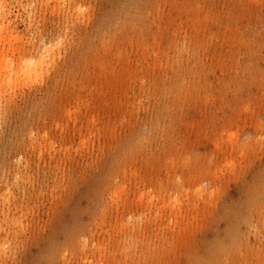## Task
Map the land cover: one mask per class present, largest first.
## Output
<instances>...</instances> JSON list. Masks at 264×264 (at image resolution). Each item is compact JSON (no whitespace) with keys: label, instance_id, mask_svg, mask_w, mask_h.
I'll list each match as a JSON object with an SVG mask.
<instances>
[{"label":"rangeland","instance_id":"obj_1","mask_svg":"<svg viewBox=\"0 0 264 264\" xmlns=\"http://www.w3.org/2000/svg\"><path fill=\"white\" fill-rule=\"evenodd\" d=\"M235 1L238 0H0V26L5 28L2 35L8 39L16 37V41L0 43V50L11 61L10 69L16 70L17 63L23 64L25 59L45 57L43 80L13 76L10 86L0 80V160L8 148L9 153L18 152L11 151V145L18 143L22 131L36 132L41 117L46 123L51 122L56 107L71 106L76 95L88 104V112L83 108L81 111L94 117L92 127L109 124L110 131L113 126L111 134L101 133L95 138L90 153L73 152L74 162L61 166L63 186L54 199L49 197L52 175L37 173L32 167L31 181L35 187L42 186V194L38 191L37 198L23 205L19 202L10 210L8 203L0 202V241L6 239L7 243V253L0 254V264H86L87 259L94 261L98 256L91 249L97 242L113 252V260L127 246L134 264L137 259L142 260L146 248L160 249L161 233L172 247L161 264H264V142L253 144V140L264 138V44L251 45L260 56L259 66L244 64L245 44L251 43L249 35L264 34V0H251L249 5L245 0L249 8L244 11L242 7L236 15V25L229 27L225 20L217 27V16L211 13L217 14L216 10L221 9L224 13L220 16L229 19ZM52 41L58 43L55 48ZM10 44L14 45L13 52H7ZM179 44L185 50L178 56L175 48ZM46 45L56 49L55 59L45 51ZM145 46L151 52L149 58L147 53L141 61L136 55ZM18 48H22V53ZM193 48L194 51L189 50ZM153 51L162 53V57L157 66L149 67V72L143 71L147 74L140 83L135 79L141 76L139 61L151 64ZM99 60L106 68L104 76L96 74L95 63ZM125 61L131 68L139 69L137 74L134 70L120 77L110 71L112 66L120 68ZM179 64L192 69V86L181 89L174 98L166 97L167 116L158 123L160 128L164 124V130L149 138L154 108L164 104L161 91L170 85L173 69ZM111 80L115 85L108 83ZM238 80L241 82L237 83ZM137 84L149 88L143 91ZM112 97L129 102L122 105L119 115L116 109L109 108ZM134 101L141 102L132 106ZM227 138L234 143L247 140L253 149L231 151V145L225 142ZM213 141H220L218 151ZM77 142V136L70 140L71 153ZM167 153L176 155L175 158H189L188 168L177 165L167 172L162 166ZM229 157L233 165L224 168ZM145 160L152 167L150 163L144 165ZM207 163L209 168L205 167ZM121 166L138 175L137 182L130 183L133 187L129 184V198L136 190H152L153 183L159 180L157 183L165 186V180L173 175L181 184L182 200L202 202L198 213L202 211L196 216L193 211L186 212L178 218L184 232H175L178 221L174 223L165 214L155 223L140 224L143 229L133 236L130 229L120 228L119 224L131 221L132 215L139 213L145 220L150 212L142 206L132 210V214L126 208L114 212L103 190L106 180ZM213 168L222 169L216 172L218 177L211 175L216 171ZM5 169L1 170L7 173ZM131 177L127 173L125 179ZM164 186L166 195L176 192L172 184ZM198 186L206 192L215 190L211 202L193 199ZM188 213H193V217ZM11 220H19L20 226L16 227ZM137 235L142 242L132 244ZM77 237L85 242L83 251L75 244ZM117 261L113 264H131Z\"/></svg>","mask_w":264,"mask_h":264},{"label":"bare ground","instance_id":"obj_2","mask_svg":"<svg viewBox=\"0 0 264 264\" xmlns=\"http://www.w3.org/2000/svg\"><path fill=\"white\" fill-rule=\"evenodd\" d=\"M244 1L245 0L235 1L236 7H234L232 9L233 10V14L229 15V19H226L227 16H226V18H224L225 16L223 18L221 17L222 15L220 16V14L224 13V11L221 10V9H220V11L216 10L217 14L211 13V15H214L215 17L217 16L216 20H214L217 23L215 25H217V27H219L220 25H222V22L225 21V20L228 22V26L229 27H233L234 25H236V22H237L236 21L237 20L236 19V15L238 13H240L242 7L243 6L245 7L244 11L247 10V8H249L248 6H246L244 4ZM246 1H247V5H249V2L251 0H246ZM253 1L255 2V0H253ZM238 2H239V4H238ZM237 4L239 6H237ZM135 14H138V13H135ZM132 18H135V17H132ZM203 21L205 22V18L203 19ZM206 21H208V20H206ZM3 28L4 27L0 26V43L3 42V41L4 42L5 41L11 42V40L16 41V37L12 36L13 37L12 38L10 36L9 39H11V40H9L6 35H2ZM4 30H5V28H4ZM256 36L258 37L257 38V40H258L257 42H256V40L254 41ZM249 38H250L251 43H246L245 44V48H244V53L246 54V59L244 61V64H245L246 67H248V65L252 64L255 68H257L259 66L258 65V61L260 59V56L258 57L256 52L254 50H252L251 45H252V43L253 44H256V43L264 44V34L263 35H255L253 33V34L249 35ZM53 41H54V39H53ZM53 41H52V45L55 48V46H57L58 43H57V41L53 43ZM13 46L14 45L9 46L7 52L8 51L13 52V50H14ZM46 46H45V49H46L45 51H47L48 54L52 53L53 57H54V53H55V57H56V55H57L56 54L57 53L56 49L54 51V48H52L53 46H47V47ZM146 48H147V46L142 48L141 51H139L138 55H136V57L138 56L137 57L138 59L141 58V61L143 60L142 59L143 55L145 56V54L147 55V53H149L148 56H147L149 58L151 50L150 49L147 50ZM175 49H176V52L178 53V56L181 55L183 53V51L185 50V48H183V46L181 44H179ZM23 50H24V48H23ZM189 50L194 51L195 48H193V50L192 49H189ZM18 51L20 53H22V48H20V49L18 48ZM153 52H154V53H152L153 60L150 58L153 62L149 61V62H151V64L148 63V61L146 62V60H145L146 57L144 59L145 62L144 61L143 62L139 61L140 62L139 65L141 67L140 71H139V69L131 68L130 66H128V64L126 62L127 60L123 63L125 65L122 64L120 66V68H116V67L112 66L110 71L111 72H115L116 75L119 74L120 77L123 74H124V77H125L128 74H130V72H132L134 70H135L136 74L139 71L138 73H140L141 76L139 77V75H137V77H139V79L136 76H135L136 77L135 79L140 82L142 79L144 80L146 78V77H144V75L147 74V73H143V71L145 70V72H146L149 69L150 66H157V62L160 60L159 57H162L161 56L162 55L161 52H160L161 55L156 53L155 51H153ZM6 55H7L6 52H4L3 50H0V80L4 79L3 82L6 85L10 86L11 81L13 80L12 79L13 76H14V79H17L18 77L20 78V76H25V77L30 78L31 80H32V78H34L33 81H39V80L41 81V80H43L44 71H43L42 68H44V67H42V65H43L45 57H40V58H38V60H36L37 58L35 60L32 59L34 61L25 59L23 64L21 63V61H20L19 64L16 61L15 63H17V65H19V67H17V69H16L13 66V69H16V70H12V69H10V64H11L10 62L11 61L9 62V60H7ZM116 55H117L116 58L118 59L119 56H118L117 53H116ZM50 56H51V54H50ZM55 57H54V59H55ZM54 59H53V61H54ZM119 60H120V58H119ZM95 65H96L95 68H96V70L98 72L96 74H98L99 76H104L105 72H106V68L103 65V61L100 62V60H99L98 62L95 63ZM173 70H174V75H173V79H172L170 85L165 87V88H163L162 91H161V99L163 100L164 104L163 105H158V106L156 105L155 108H154V112H153V116L154 117L150 121L151 124H150V130H149V135H148L149 138L150 137L152 138V135H154V134H155L154 137H156V134L159 131L164 130V128H163L164 124H162L163 126H162V128H160L158 123H159L160 120H162V122H164L163 120L167 116V114H166V112H167V110H166V107H167L166 106V104H167L166 97H170L171 96V97L174 98V97L178 96V94H179L181 89H183V88H186V89L188 88L189 89L192 86V84H191V81H192L191 80L192 69H189L187 67L181 66L179 64L177 66V68H175ZM148 72H149V70H148ZM52 79H54V78H52ZM55 79L57 80V78H55ZM50 82H51V80H50ZM50 82H48V83H50ZM238 82H241V80H238L237 83ZM108 83L115 85V81L114 80L108 81ZM51 84H52L51 86H54L53 84H55V83L52 82ZM139 87H142L143 91H144V88H146V87L149 88V85L146 86V87L145 86L143 87L141 85ZM147 88H146V91H147ZM72 90H74V89L72 88ZM74 99L75 100H74L73 104L71 106H69V107H64V106H63V108L56 107L57 108V109L55 108L56 111L53 110L54 111V113H53L54 116H52V119H50L51 122H49V120H48L49 123H46L45 120L43 119L44 117L43 118L42 117L39 118L37 122L39 123V120L41 119L40 120L41 123L38 125L37 122H36V124H37L36 127L39 126V128L37 127V131L36 132H32V131H29V130H27V132H25V130L22 131L23 135L19 138V141L17 140L18 143L16 141H14V143H12V144H15V142H16V145H11V147L14 146L11 151H18V152H15V154L9 153L8 152L9 148H8L6 154L3 157V159L0 160V163H2V165L0 166V202L8 203L10 205V207H8V210H10L14 206L17 207V203H19V202H21V204H22L23 202H27V201H30L32 199L37 198L38 196L36 197V194L38 193V191H39V195L42 194V189H40L42 186L39 184L38 187H35L34 186L35 184H33V180L31 181L32 176L29 174L30 168H32V167L35 168L36 171H38L37 173H39V171H41L43 174L44 173H48V174L52 175L51 176V178H52V182H51L52 191L50 190L51 194H50L49 197L54 199L56 197V192L59 189H61L62 186H63V178H64L63 176L64 175L61 173L62 172L61 171L62 170L61 166L65 162L66 163H70V162L73 163L74 162L75 158H74V153L73 152L80 151V152L88 153V151L90 149H92V147L94 145L95 138H99L101 133H102V136H106L107 133L111 134L113 132V126H112V130H110V131L108 130V125L109 124L102 125L100 128L92 127L91 126L92 125V119H94V117L91 118V115H89L87 113L88 112V104L84 103V101L81 99L80 95H76ZM110 100L111 101L108 104L109 108L110 109H116L115 112L117 111L118 115H119V113L121 114L122 105L123 104H126V105L129 104V102H127V101L123 102V101H121V99L118 100V98H117V101H116V98H114V97H112ZM140 102L141 101H138V102L135 103V101H134V102H131V105L132 106L138 105V103H140ZM156 102H158V101H156ZM99 104L104 106L105 102H99ZM81 108H83V110H86L87 112L86 113L85 112L82 113L83 111H81ZM29 129H30V127H29ZM256 129H258V126H257ZM31 130H32V128H31ZM75 136L78 137V142H77L76 148H74V150L71 153L70 149H72V146L70 144V140L73 137H75ZM221 137H223V136H221ZM215 139H213V140H215ZM213 142L214 143L216 142L215 143L216 147H214V148H217L216 150L218 151V149H219L218 147L219 146L221 147L220 141L219 142L213 141ZM225 142H227V144L229 143L231 145V146L229 145L230 146V150L234 151L236 153L242 152L246 148L249 151L253 149L252 146L249 145L247 140L245 142H242V143H234V141H232V139H228L227 138L225 140ZM254 142L256 144H262L264 142V138H259V140H253V144H254ZM135 146H137V145H134V148H135ZM14 148H15V150H13ZM21 148H23V149H21ZM220 152H222V151L220 150ZM225 152H226V150H225ZM89 153H90V151H89ZM31 154L33 155V158H31ZM43 155H45V157L46 156L47 157L45 158ZM175 156H172V154H169V156H168V153H167L166 156H164L162 166L167 170V172L172 170V169H174L177 165H181V166L185 165L186 166V164H188L187 161H188L189 158L184 157L182 155H180V156H178L176 158H175ZM232 159H234V158H231V160ZM227 161L228 162L226 163V166H224V168L232 167L233 163L230 162V157H229V160H227ZM146 162L147 163L144 164V165L149 166L150 162H148V161H146ZM5 167H6L5 170L7 171V173H5L4 170H1V169H4ZM150 167H152L151 163H150ZM182 167H184V166H182ZM205 167H208V163H207V166H205ZM214 168H213V172H214V170H216ZM127 170H126L125 166L118 167L116 173L113 174V176H111L109 179L106 180L107 184L103 187V190H106L105 194H107L108 199L111 202V206L113 208V211H114V209L116 211H118L119 208H121L120 210H123V208L124 209L126 208L125 210L128 209L127 211H129V209H130V214H132L131 213L132 210L135 209V211H137L136 209L137 208L141 209L140 207L142 206V208L144 210H147L148 212H150V214L148 215V217L145 218V220H142L141 216L139 215L140 213H139V214H136V216L132 215L131 221L126 220L127 222H124L123 224H119L120 228H128V229H130V232H132L133 236H135L138 233V231L140 230V228H142L140 224H142V223L145 224L146 221H147V223L149 221L152 222V223H155L158 220H160L161 216H163V218H164L165 214H168L169 217H172L173 220H175L174 221V223H175L176 220L178 221V218L183 216L186 212L193 211L195 213L194 215L196 216L202 211V210H200V212L198 213V211H199V203L202 204V202H199V203L197 202L196 203L194 201L186 202V200L185 201L182 200V194L183 193L182 194L179 193L181 191V184L178 183V179L173 177V175H172V178L168 179L167 176L169 174H167V176L165 177L168 180L167 179L165 180L167 182H164L166 185L165 186L163 185V186H164V188H167V183L168 184H172L173 187L176 189V192H178L179 194L177 193L176 195H174L176 193L175 192L174 194L172 193V196L166 195L165 192H164L165 189H163L162 183L161 182H160L161 184L157 183V182L160 181L159 180L156 183H153L154 184L153 187H152V183L150 184V186L153 188L152 190H147V191L146 190H144V191H142V190L141 191H137L136 190V192H132V194L134 193L132 195L133 197L129 198V196H128V191H130L129 190L130 189L129 188V184L131 183V181H134L136 183L137 179H138L137 178L138 175L136 174L135 170L134 171H127ZM203 170L204 169H202L201 173H203ZM221 170L222 169L216 170L214 173H212V171H209V174L212 173L211 174L212 176L214 175L215 177H218V175H216L217 174L216 172L221 171ZM223 170H225V169H223ZM221 172H219V175H220ZM127 173L129 174V176H132V177L128 178V179H125V176H126ZM204 173H205V171H204ZM207 173L208 172H206V174ZM207 175H206V178H207ZM36 176H39V175H36ZM198 176L197 177L199 179H201L200 178L201 174L200 175L198 174ZM107 177H109V175ZM204 178H205V176H204ZM213 179H214V177H213ZM211 180H212V177H211ZM206 181H208V180H206ZM168 186H170V185H168ZM173 187H171V188L173 189ZM193 194L195 196L193 199L196 200V201L204 200V202H211L213 200L214 195H215V190L212 188L211 190L206 192V189L204 191L203 188H199V186H198L194 190ZM183 198H185V197H183ZM189 198H190V196L188 197V199ZM110 202H109V204H110ZM152 208H155V209L152 210ZM118 213H119V211H118ZM135 213H137V212H135ZM128 214H129V212H128ZM188 214H190L191 217H193L192 216L193 213L192 214L188 213ZM185 216H187V214ZM13 218H14V216H13ZM195 218H197V217H195ZM199 218H200V216H199ZM8 219H11V218H8ZM191 221H192V218H191ZM5 222L7 224V219L5 220ZM8 222H10V220H8ZM12 222H13V224L16 227L20 226L19 220H13V221L11 220V223ZM183 222H182V224H183ZM185 222H186V220H185ZM185 222H184V224H185ZM190 222H189V224H190ZM21 224L23 225V223H21ZM196 224H197V222H196ZM186 225H187V222H186ZM175 226H176L175 227L176 230H174L175 232H181L182 231L181 227L183 225L180 227L179 221L177 223H175ZM190 226H191V224H190ZM112 231H111V233H112ZM141 232H143V231H140V233ZM182 232H184V231H182ZM160 233H161V231H160ZM177 234H179V233H177ZM172 235L173 234H171V237H172ZM114 236H116V235L114 234ZM81 237H85V235L84 236L81 235ZM134 238L132 240V244H134L135 241L139 242L140 241L139 238H142V237L138 236L135 239ZM159 238H160L161 241H159ZM159 238H157V239H158L159 243L162 244V246H160L159 243H158V245L160 246V249L158 248V249L155 250V248L152 247L154 249L148 250L146 248L145 249V254L142 257V260L140 261V259H137L134 262V264H161L162 263V260L168 254L169 249H171L172 247L170 245L171 243L168 244L167 239H166L164 234L161 233V235H159ZM5 240L6 239H3V241H0V254H2V255H5L7 253V249H6V245H5L7 243H6ZM86 241H88V240H86ZM76 242H77V244H76ZM140 242H142V240ZM75 244L78 245L80 251H83L85 249V242L83 240H81V239L79 240L78 237H77V239L75 241ZM128 244H130V243H128ZM87 247H88V245H87ZM126 247L127 246L122 247L121 256H119V258L121 260H123L124 263H127L128 261H130V263L133 264V262L130 259V256L128 255L130 249L128 250ZM129 247H131V246H129ZM91 249L92 250L94 249V253H98V256H95V260L93 259L95 261V264L96 263L97 264H113V263H115L114 261H116V260L119 261L120 260L119 258L113 260L114 259L113 252L112 251L111 252L107 251V247H105L104 243H102V242H100V243L97 242L95 245L92 244L91 245ZM90 250H89V252H90ZM87 260H86V262H87L86 264H92V262H94V261H91V260H89V261H87ZM119 262H121V261H119Z\"/></svg>","mask_w":264,"mask_h":264}]
</instances>
